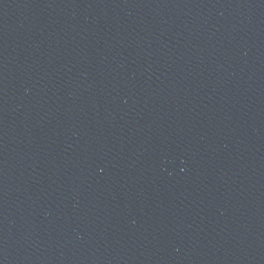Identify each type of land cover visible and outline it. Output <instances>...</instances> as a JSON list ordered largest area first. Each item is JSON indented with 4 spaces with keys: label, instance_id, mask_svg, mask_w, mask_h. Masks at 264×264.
<instances>
[{
    "label": "water",
    "instance_id": "water-1",
    "mask_svg": "<svg viewBox=\"0 0 264 264\" xmlns=\"http://www.w3.org/2000/svg\"><path fill=\"white\" fill-rule=\"evenodd\" d=\"M0 264H153L1 39Z\"/></svg>",
    "mask_w": 264,
    "mask_h": 264
}]
</instances>
